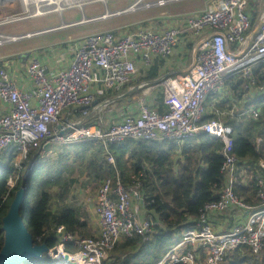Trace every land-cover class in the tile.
<instances>
[{
	"label": "built area",
	"instance_id": "built-area-1",
	"mask_svg": "<svg viewBox=\"0 0 264 264\" xmlns=\"http://www.w3.org/2000/svg\"><path fill=\"white\" fill-rule=\"evenodd\" d=\"M2 1H10L11 5L17 3L23 14L31 13L9 23L49 15L61 17L68 11L96 4L94 0ZM178 1L159 0L147 4L146 8H162ZM257 1L217 0L212 10L189 18L185 28L162 31L141 28L128 35L115 31L88 35L78 43L70 65L57 71H50L39 58L32 57L27 66L33 86L29 91L19 90L6 70L0 71V102L8 107L0 118V160L5 152L15 150L19 160L16 167L22 171L20 163L35 150L43 151L53 144L72 146L96 142L102 145L107 163L116 171L115 177L105 179L95 193L99 235L75 241L60 227L57 230L59 245L47 253L54 262L67 264L64 258L69 256V261L76 264H107L109 252L118 243L132 239L147 243L154 233L157 223L142 217L135 208V203L144 208L142 185L135 176L130 177L128 186L124 185L116 169L112 146L127 141L179 146L198 134L222 144L223 187L218 199L202 209L199 218L156 264H225L232 253L244 248L256 258L261 255L264 248V161L258 164L259 175L254 178L250 168H245L235 156L234 131L224 123L228 114L219 112L215 118L205 120L208 100L220 95L226 83L234 78L245 81L250 95L260 77L263 87L256 94L264 95V5L261 25L255 31L249 12ZM120 15H124V11L116 13ZM39 34L0 35V47ZM186 35L200 39L194 50V64L185 75L160 81L166 107L163 113L152 110L146 99H142L134 113L107 128L85 125L91 111H101L116 100L106 98L109 94L120 95L131 85L138 71L137 62L149 69L156 60L170 59ZM99 99H103L101 103ZM239 116L257 120L259 111L246 107ZM253 179L255 200L248 203L238 196L236 189L240 181L247 187ZM10 182L9 188L13 189L14 182ZM231 212L235 226L228 232L216 231L212 216L223 217ZM67 244H74L78 253L68 254Z\"/></svg>",
	"mask_w": 264,
	"mask_h": 264
},
{
	"label": "trees",
	"instance_id": "trees-1",
	"mask_svg": "<svg viewBox=\"0 0 264 264\" xmlns=\"http://www.w3.org/2000/svg\"><path fill=\"white\" fill-rule=\"evenodd\" d=\"M257 16L258 12H255L252 27L257 21ZM157 73L158 67L153 66L142 80L155 82L158 79ZM230 81L233 83L230 87L234 88L235 96L241 100L243 94H247L245 81L241 78ZM262 87L263 81L258 77L254 92L259 93ZM161 95L163 99H159L160 109L164 106V96L162 93ZM106 98L116 99L118 96L109 94ZM248 98L250 100L244 101L238 108L245 106V110L246 107H252L259 111V118H240L241 112H237L234 114L235 118L226 116L224 123L233 128L235 156L240 164L250 168L255 178L258 177V164L264 161V95L255 99L250 96ZM163 108L165 109V106ZM206 118V121L211 120ZM121 145L124 146L111 147L116 169L125 186L130 184L132 176L137 177L142 185V192L146 194L144 208L150 215L145 217L157 223L151 237L157 248L155 255L158 261L165 256L168 247L177 242L178 237L199 218L202 209L218 199L223 187V177L220 173L223 164L222 144L218 140L198 134L195 139L180 148L166 142L127 141ZM80 149L81 165L86 175V189L94 192L103 180L113 179L116 171L107 163L101 144L86 142L80 145ZM128 151V156H125L124 153ZM42 155L38 150L30 153L28 158L20 163L22 171L16 167L15 150L7 151L1 157L0 251L4 245L2 220L7 215L16 193L23 186L25 194L21 214L34 245H45L48 250H52L59 245L57 230L60 227H64L66 234L78 238V230L86 226L73 208H65L57 215L51 213L52 195L54 190L61 186V181L56 171H44ZM32 164L34 167H31ZM10 181L14 182L13 189L9 188ZM249 184L245 187L243 181H240L236 189L238 196L248 203L255 200L256 186L254 179ZM65 250L70 254L78 251L73 244H67ZM24 264L57 263L44 255L41 260L32 259ZM225 264H264V248L258 258L254 257L249 249L234 252Z\"/></svg>",
	"mask_w": 264,
	"mask_h": 264
},
{
	"label": "crops",
	"instance_id": "crops-1",
	"mask_svg": "<svg viewBox=\"0 0 264 264\" xmlns=\"http://www.w3.org/2000/svg\"><path fill=\"white\" fill-rule=\"evenodd\" d=\"M112 1L116 2L118 6V4L121 5V2L123 0H112ZM192 1L193 0L182 1L186 3L185 5H181L180 9L176 10L178 11L177 14L169 15L171 17H166L167 14L163 13L166 16H162V19L161 18L160 19L166 21H162L161 26L159 27L152 25L147 29H155L157 31H162L164 29L174 28V27L185 28L186 21L189 18H191L194 15H199L200 13L206 10H210V9L212 10V8L215 7L217 2V0H200L199 2H192ZM120 7H124V6L121 5ZM254 8H256V5L253 4L251 10ZM71 11H76V10H71ZM68 12H66L65 14H67ZM64 16L61 17L56 16V17L60 20V22H63L64 25H72V24H65V20L63 18ZM80 16L82 17V15L79 13V18ZM75 17H76L75 15L72 17L69 16L66 22L67 23L76 22L78 19H75ZM37 19H43V18H35L31 20H37ZM78 25L80 26V24H75L74 26L68 28L70 29L78 28L77 27ZM137 26L138 29L142 28L140 25ZM58 30L55 29V31H51V32H40V34L35 36L34 38L26 40V41H31L36 39L38 40L37 42L32 43L30 45H26L21 48H17L16 50L13 49H9L8 51L0 50V71L6 70V72L13 79V82L17 85L19 90L29 91L33 88L31 81L29 80L27 75V66L30 61V58L32 57L39 58L44 64L47 65V68L50 71L65 69L70 65L76 47L84 37L82 36L81 33H79L80 32L79 31L73 35L64 36L63 38L55 42L50 40L57 38L56 35L58 33L53 36L49 34H54ZM49 37L51 38L49 39ZM199 42L200 39L194 40L189 35H186L183 37L182 42L179 48L175 51L173 57L167 60H156L153 63V66L158 67V73H157L158 79L155 82H144L142 80L153 66L150 67L149 69H146L142 63L137 62L138 71L134 77L135 78L134 81L131 83L128 89L126 88V90L122 94L114 95V96H118V98H116V100L113 101V103L111 104L112 107L110 106L111 108L118 107L120 111H118L116 115H113L114 109L110 111L111 115L105 113L106 109L105 110L102 109L101 111H91L85 125L107 128L108 126L119 122V120L123 118L125 115L134 113L136 105L142 99H146V103L148 105L150 103V98L152 97L158 98L156 101L153 102L155 105H153L152 110L159 113H163L164 106L160 109V105H159V99H163L161 95V88L159 86L160 81L166 79L167 77L182 76L188 73L194 64V61L192 62V64L187 65L186 60H183V56L184 55L186 56L187 53L189 54L193 53V58H194V50L196 49ZM231 84L233 83L230 81L229 83L226 84L223 92L220 95L213 96L208 100L206 105L207 108L206 119L208 118L212 119L215 116L219 115L220 113L228 114L227 118L229 117L235 118L234 112H236L235 114H237V112L240 113L244 111L245 106L241 108L238 107L242 105L244 101L250 100L248 98L249 96L251 97V99H255L259 95V94L257 95L255 92L251 93L250 95L248 93L247 94L244 93L242 99L238 100L237 96H235L236 92L234 88L230 87ZM142 86H146V88L141 89ZM143 91H145V95L142 97ZM102 100L103 99H99L98 103H101ZM98 103L93 107L94 109L97 107ZM148 106L150 107V104ZM7 110L8 107L0 102V118L7 112ZM102 114H104L103 117ZM80 145L81 144L64 146V148L68 147L69 150H72V154L74 153L75 157H79V159H81L80 153L82 152V150L80 149ZM98 145L100 144L98 143ZM123 146L124 145H120L118 146V148ZM46 147L44 148L43 151H41L43 157L45 156V153L48 152L46 150ZM178 147L180 148L181 146ZM128 154L129 151L124 153L125 156H128ZM85 181H86V175L84 172H82V176L78 180L79 183L78 195L80 198V203L78 206H73V207L68 206V204H70L71 202V199L68 198L65 200V198L63 197L64 196L63 193L62 194L60 193L59 197L60 199L63 200L61 201L59 199L62 202L60 203V208L57 210L56 213H53L51 211L52 214L57 215L61 210L65 208L75 209L78 213V217L81 220V222L86 225L85 227H81V229L78 230V235L76 236L79 237L95 236L100 231L99 220L96 215V199L95 198L92 199V196H89L91 192H89V190L86 189ZM96 191L97 190L93 192L94 195ZM143 194L144 197H146L145 192ZM89 199H91V201L88 202ZM141 206L142 204L135 203V208L138 209L139 214L142 217H145V215L150 216L145 210V208H142ZM82 208H84V210ZM211 222L212 225L215 227L216 231L218 232H228L236 224V220L233 212L227 213L223 217H220L219 215L215 214L214 216H212ZM142 243L144 244V242L141 241L140 239L122 241L118 245V248L109 254V260L107 261V264H156L158 261H160V260L158 261L156 260L157 255H155V250L157 248L155 247L154 243H152V237L146 243L147 245L144 246L142 245ZM170 247H168V250ZM143 254L145 255L143 256Z\"/></svg>",
	"mask_w": 264,
	"mask_h": 264
},
{
	"label": "rangeland",
	"instance_id": "rangeland-1",
	"mask_svg": "<svg viewBox=\"0 0 264 264\" xmlns=\"http://www.w3.org/2000/svg\"><path fill=\"white\" fill-rule=\"evenodd\" d=\"M86 1H92V0H86ZM94 1H96V4L84 6L82 7L81 10L75 9L77 12L71 11V12H68L67 14L64 13L63 16L64 15L65 16L63 18L65 20V24H72L70 26H74L75 24H80V26L78 25L77 26L78 28H74V29L68 28V29H63V30L61 29L62 26H66V25H64L63 22H60V20L56 17V15H49L47 17H43V19L25 20V21L17 22V23H9L12 19L16 17L28 16V15H31V13L23 14L21 8L19 7L17 3L11 5L9 4L10 1L8 2L2 1L0 2L1 3L0 4V35L2 36H21V35H27V34H38L40 32H51V31H55V29L56 30L60 29L56 31L54 34H49L53 36L58 33L56 35L57 38L55 39H50L51 37H49V39L54 42L60 40L64 36L73 35L79 31H80L79 33H81L83 37L88 36V35L102 33V32H107V31H115L118 34L120 33L121 35H128V34L134 33L137 30L141 29V28L138 29L137 25H140L142 29H147L151 27L152 25L157 26V27L161 26L162 21H166V20H161L162 16H166L165 14H167L166 17H171L169 15L177 14L178 11L176 10L180 9V6L185 5L186 3V2H182L185 0H180L178 2H174L169 5H166L165 7H162V8L146 9L145 5L157 2L159 0H145L142 2L143 6L140 5V7L135 10V12H128V13H124V15L116 16L115 14L117 12L131 9L139 0H123L121 2V5H123L124 7H120L121 6L120 4H118L117 6V3L112 0L105 1V2H98L99 0H94ZM199 1L200 0H195V1L193 0L192 2H199ZM254 5H256V8L249 10L252 16V19H253V14L255 12H258L257 21L253 25V30L258 29V27L261 25L260 18L263 13L264 0H258L256 4ZM78 12L82 15V17L80 16L79 18ZM74 15L76 16L75 19H78V20L73 23H67L66 21L68 20L69 16L72 17ZM105 16H108V18L103 19L102 17L105 18ZM96 19H99V21H95ZM83 22H86V23H83ZM49 27H52V28H49ZM46 28H49V29H46ZM148 30L153 31L155 29H148ZM37 41L38 40L36 39L31 40V41L24 40V41L14 43V44H6L3 47H0V50H5V51H8L9 49L16 50L17 48L30 45ZM194 58H193V53L192 54L187 53L186 56L185 55L183 56V60H186L187 65L192 64V62L194 61ZM145 88L146 86L142 87L141 89H145ZM144 95H145V91L142 92V97ZM157 99H158L157 97L150 98L149 104L151 108H153V105H155L153 102L156 101ZM111 107L110 106L109 108L107 107L108 109L104 108V110L106 109L105 113H108L109 115H111L110 111L114 109L113 115H116L118 111H120L118 107L117 108H111ZM103 116L104 114H102V117ZM179 146H182V145H179ZM46 150L48 152L45 153V156L42 158V163H45L44 171L45 172L50 171L51 173H54L56 171L57 176L60 177V181H61V186L58 188L59 190L56 188L52 195L51 211L53 213H56L57 210L60 208V203H62L61 201L63 200L60 199L59 195L60 193L61 194L63 193L64 195L65 192H66V195L63 196L65 200L68 198L71 199V202L70 204H68V206L70 207L78 206L80 203V198L78 195V190H79L78 180L82 176V172H83V167L81 166V159H79V157H75L74 153L72 154V150H69L68 147L64 148V146L53 144V145H48V147H46ZM16 160L19 161L17 156H16ZM16 165H19V164L17 163ZM100 184L98 185L96 190L99 188ZM9 185H11V182L9 183ZM89 192H91L89 196H92V199H94L95 195L92 192V190H89ZM82 209L84 210V208ZM120 243H118V245ZM118 245L116 246L114 250L110 251L109 254L115 251L118 248ZM142 245L145 246L147 244L142 243ZM144 255L145 254H143V256Z\"/></svg>",
	"mask_w": 264,
	"mask_h": 264
},
{
	"label": "water",
	"instance_id": "water-1",
	"mask_svg": "<svg viewBox=\"0 0 264 264\" xmlns=\"http://www.w3.org/2000/svg\"><path fill=\"white\" fill-rule=\"evenodd\" d=\"M106 18L103 17V19ZM66 27L71 26L66 25ZM24 194L25 187L23 186L16 193L7 215L2 220L4 245L0 251V264H24L32 259L41 260L49 251L45 245H34L32 236L25 226L24 217L21 214ZM64 262L69 263V256L64 258Z\"/></svg>",
	"mask_w": 264,
	"mask_h": 264
},
{
	"label": "bare ground",
	"instance_id": "bare-ground-1",
	"mask_svg": "<svg viewBox=\"0 0 264 264\" xmlns=\"http://www.w3.org/2000/svg\"><path fill=\"white\" fill-rule=\"evenodd\" d=\"M106 0H99L98 2H105ZM143 1H145V0H139L131 9H129V10H125L124 11V13H128V12H135V10L137 9V8H139L140 7V5L141 6H143L142 5V2ZM145 8H146V5H145ZM146 9H148V8H146ZM109 17H110V15H109ZM103 18V17H102ZM105 18H106V16H105ZM83 23H86V22H83ZM82 24V23H81ZM65 28H67L66 26H62V28L61 29H65ZM30 37H32L31 35H30ZM258 67H260V64H258L257 65ZM162 91V90H161ZM164 106H165V104H164ZM166 108V107H165ZM165 110V109H164ZM191 142V141H190ZM99 227H100V225H99ZM99 235V233L98 234H96L95 236H92V237H89V238H94V237H97ZM75 238V241H77V240H81V238H77V237H74ZM82 239H86V238H82ZM74 245V244H73ZM75 246V245H74ZM77 248V247H76ZM66 251V250H65ZM67 252V251H66ZM68 253V252H67ZM78 253V252H77ZM68 254H70V253H68ZM70 260V259H69ZM76 264L75 262H71V261H69V263H67V264Z\"/></svg>",
	"mask_w": 264,
	"mask_h": 264
}]
</instances>
